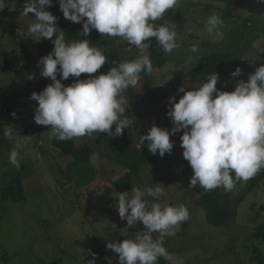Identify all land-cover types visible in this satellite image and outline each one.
Masks as SVG:
<instances>
[{
  "label": "rangeland",
  "instance_id": "obj_1",
  "mask_svg": "<svg viewBox=\"0 0 264 264\" xmlns=\"http://www.w3.org/2000/svg\"><path fill=\"white\" fill-rule=\"evenodd\" d=\"M56 1L46 6L52 14ZM25 3L26 0L16 16L17 29L12 25L16 0H6L7 6L0 10V264H91L92 260L95 264H119L117 255L106 244L129 238L144 227L138 222L129 229L115 207L120 192L128 191L131 195L132 190H119L113 183L127 171V164H120L125 159L118 157L120 150L129 152L130 157L134 150L144 151L135 155L149 154L151 160L134 175L132 188L159 184L164 188L161 203H182L188 207V227L184 231L181 225L175 236L164 240L166 249L182 264H264V181L244 195L237 205L236 216L223 225H212L206 222L204 211L195 203L205 190L199 185H189L192 170L180 146L183 130L170 135L173 149L163 157L157 153L153 158L147 142L141 150L137 148L140 135L146 134L153 125L168 130L173 127L167 115L169 107L165 110L151 107L154 113L145 117L136 104L128 103L123 118L129 126L118 136L114 150L110 147L113 136L107 133L74 138L78 144H89L92 152L86 166L73 171L67 179V167L73 159L59 154L49 138L48 127L35 123L38 102L15 97L30 79L33 69L42 66L36 53L41 39L37 41L26 35L35 16L21 15ZM223 5L216 0H180L175 8L169 9L171 12L167 10L155 22L175 24L180 46L171 53L163 51V67H153L151 74L145 73L152 91L175 96L178 101L183 93L177 89L183 86L185 91L191 90L206 81V78H191L186 72L200 58L217 51L229 52L235 58V67L243 70L240 77L233 78L229 72L226 78H219L217 88L221 90H233L239 79L247 80L250 73L264 64V0L244 1L232 19L221 18L224 21L221 34L210 37L204 22L211 14L221 17ZM17 41L35 55L30 59L34 65L28 70H23L27 62ZM153 42L161 48L155 40L146 43L153 45ZM193 44L198 47L195 53L190 51ZM129 47L120 38L105 36L100 48L108 54L110 62L106 61L95 75L107 73L119 62L141 54L138 48L129 50ZM149 49L145 50L148 55ZM177 80L180 83L174 89ZM143 86L141 76L133 90L141 92ZM123 95L130 100L128 89ZM18 143L21 145L19 168L9 161V154ZM17 174L23 182L25 199L4 200L1 188ZM247 184L236 183L229 192L231 202L244 194ZM112 224L116 229L111 228Z\"/></svg>",
  "mask_w": 264,
  "mask_h": 264
},
{
  "label": "clouds",
  "instance_id": "obj_2",
  "mask_svg": "<svg viewBox=\"0 0 264 264\" xmlns=\"http://www.w3.org/2000/svg\"><path fill=\"white\" fill-rule=\"evenodd\" d=\"M179 3L180 0H58L63 17L82 24L83 37L96 30L103 36L127 42L129 50H140L135 59L119 62L107 73L93 76L108 55L87 38L67 41L65 32L58 31V17L46 10L53 0H26L21 15L35 16L26 35L37 41L52 40L54 45L38 61L43 65L40 75L52 83L30 97L38 102L35 123L50 129V139L64 141L93 133L123 134L129 126L123 118L129 103L123 93L138 84L142 73L153 71L145 51L150 44L146 42L154 39L165 53L180 46L175 24L155 23ZM6 6V0H0V10ZM223 27L224 21L217 14L209 15L204 22L210 37L220 35ZM190 51L197 52V45L193 44ZM242 71L236 67L231 77H240ZM82 74H89L88 78L80 79ZM70 76L75 78L74 82L66 86L62 81ZM218 79V73L212 72L198 87L177 89L183 95L178 101L175 96L168 101L167 115L173 127L168 130L153 125L140 135L137 148L141 150L147 142L151 154L163 157L173 149L170 135L183 130L180 146L192 170L189 185H199L205 191L223 188L230 192L237 182L246 183L264 169V64L250 73L247 80L239 79L231 91L217 88ZM20 147L18 143L9 154L10 163L17 168ZM163 195L164 188L153 183L144 189L132 188L131 195L128 191L120 192L116 198L118 215L126 220L127 227L131 229L138 222L144 226L129 238L106 244L107 249L118 254L119 264H157L160 258L167 264H182L166 249L164 240L176 235L190 212L182 203H161ZM116 227L111 225L112 229ZM91 264H95L94 260Z\"/></svg>",
  "mask_w": 264,
  "mask_h": 264
},
{
  "label": "trees",
  "instance_id": "obj_3",
  "mask_svg": "<svg viewBox=\"0 0 264 264\" xmlns=\"http://www.w3.org/2000/svg\"><path fill=\"white\" fill-rule=\"evenodd\" d=\"M223 2L224 5L220 8L221 18L225 20L232 19L236 10H238L244 1L246 0H216ZM24 0H16V8L14 10V17L12 19V25L17 29L16 16L20 12ZM56 8L53 10V15L58 17L56 22L58 31L63 30L65 32V39L69 42L77 41L81 39H89L90 43L98 48L104 43L105 36L98 33L96 30H91L87 37H83L80 32L82 31L81 23H73L63 17L62 11L59 9L58 0L56 1ZM171 12V10H169ZM169 12V13H170ZM15 31L11 32V35L15 37ZM154 40V39H153ZM152 40V41H153ZM18 46L22 48L20 42H16ZM155 42L153 45L150 44L149 57L154 68H162L165 63L164 52L161 48L155 47ZM54 45L52 40L41 39L37 47V55L43 57L49 54ZM24 51V58L26 60V65L23 67V70L30 69L34 63L30 59L35 55L33 52H29L25 48H22ZM101 49V48H100ZM106 55V54H105ZM108 55V54H107ZM106 55V56H107ZM108 57V56H107ZM110 62V59H107ZM42 66L35 67L31 73L30 79L26 81L24 86L16 92L15 97H22L25 99H31V94L35 92L42 91L46 85L52 83L49 78L42 77L40 72ZM235 58L229 52L217 51L208 56L200 58L196 63L193 64L190 70L186 72V75L191 78H206L212 72H216L219 75V78H226L229 72L235 70ZM100 71V69L98 70ZM97 71V72H98ZM95 76V74H93ZM141 76L144 78V86L141 92H135L133 87L128 88V96L130 97L129 103L136 104L137 108L141 109L142 116H149L154 113V109L151 107H159L161 110H165L169 107V98L170 95L160 92L152 91L148 83L149 79L145 73H142ZM140 76V77H141ZM206 76V77H205ZM57 78H60L58 74ZM88 78L87 74H82L80 79ZM73 77H69L67 80H63L66 86L74 82ZM180 81L177 80L173 86L174 89H177V84ZM52 145L58 150L59 154L64 156H71L72 162L67 167L69 179L73 171L83 169L86 164L89 162V155L92 152V148L89 144L84 143L78 144L73 139L61 141L56 138H52ZM118 145V136H113L110 140V147L114 150ZM122 152V150H120ZM118 153V157H124L125 159L120 160V164H127V171L114 180V186L119 190H130L133 187V177L140 172L141 168L150 163L149 154L135 155L136 152H144L134 150L132 157H130L129 152ZM155 155H153L154 158ZM264 181V169H261L255 177L248 181L247 187L245 188L244 194L239 196L234 202H231L229 199V192L223 190L214 189L212 191H204L199 198L195 200V203L204 211L205 220L207 223L220 226L225 222L229 221L232 217L236 216L237 205L243 201L244 195L255 188L256 185ZM199 191V189H198ZM223 192V193H222ZM1 196L4 200H10L12 202H18L25 199L23 182L19 174L15 175L10 182L1 188ZM188 208V207H187ZM188 222L185 221L182 224V229L188 227ZM124 237L114 240L113 242H120ZM116 254V253H115ZM118 257V254H116ZM101 258L99 254V259ZM167 262L163 258L158 259L157 264H166Z\"/></svg>",
  "mask_w": 264,
  "mask_h": 264
}]
</instances>
